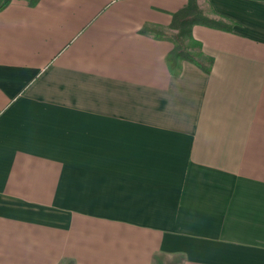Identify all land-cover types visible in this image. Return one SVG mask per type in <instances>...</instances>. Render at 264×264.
Segmentation results:
<instances>
[{
  "label": "crops",
  "instance_id": "crops-1",
  "mask_svg": "<svg viewBox=\"0 0 264 264\" xmlns=\"http://www.w3.org/2000/svg\"><path fill=\"white\" fill-rule=\"evenodd\" d=\"M187 2L0 11V264H264V1L199 0L173 76Z\"/></svg>",
  "mask_w": 264,
  "mask_h": 264
},
{
  "label": "trees",
  "instance_id": "trees-1",
  "mask_svg": "<svg viewBox=\"0 0 264 264\" xmlns=\"http://www.w3.org/2000/svg\"><path fill=\"white\" fill-rule=\"evenodd\" d=\"M13 0H0V11L5 9ZM35 6L40 0H26ZM264 1V0H261ZM195 25H205L213 28L232 31L234 22L223 16H211L205 13L199 0H188L187 4L173 13L169 27L146 25L141 32L158 39L172 42L173 48L166 55V63L173 76H178L183 70V63L192 62L206 73H211L214 58L203 51V44L193 34Z\"/></svg>",
  "mask_w": 264,
  "mask_h": 264
},
{
  "label": "rangeland",
  "instance_id": "rangeland-1",
  "mask_svg": "<svg viewBox=\"0 0 264 264\" xmlns=\"http://www.w3.org/2000/svg\"><path fill=\"white\" fill-rule=\"evenodd\" d=\"M167 264H171L170 262H167Z\"/></svg>",
  "mask_w": 264,
  "mask_h": 264
}]
</instances>
